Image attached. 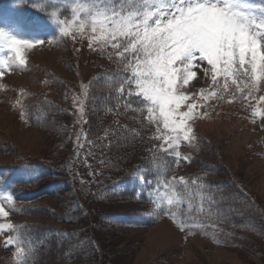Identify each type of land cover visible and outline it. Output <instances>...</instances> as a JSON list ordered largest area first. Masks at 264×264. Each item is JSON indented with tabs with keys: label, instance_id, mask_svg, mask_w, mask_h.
<instances>
[{
	"label": "rangeland",
	"instance_id": "obj_1",
	"mask_svg": "<svg viewBox=\"0 0 264 264\" xmlns=\"http://www.w3.org/2000/svg\"><path fill=\"white\" fill-rule=\"evenodd\" d=\"M38 1L41 4H62L63 7L69 5L70 8V2L72 3V0ZM252 2L261 3L264 0ZM53 11L58 14L60 12L57 9L46 11L41 23L30 19V12L20 16L15 10V3L8 4L0 12V29L18 39L45 41L43 45H37L28 51L26 67L10 70L0 77V164L4 166L13 167L21 156L31 161H50L66 155L61 147L64 143L57 139L56 134L33 128L27 120L29 110L39 97L49 102L65 103V87L63 89L58 83L53 85V76L56 80H66V84L73 86L74 81L79 79L80 82L100 69L120 65L116 57L109 59L107 52L101 54L90 49L87 38L73 40L71 37L61 36L60 26L51 17ZM60 18L65 19V16L60 15ZM53 31L56 32L55 36L52 35ZM73 66L76 72L72 71ZM203 66L202 64L201 68L195 69L197 77L190 83L193 93L198 94L201 89H209L211 81L204 77ZM233 93L234 89L223 93L222 98L214 97L207 101L197 95L198 107L193 112L195 118L188 122L196 140L192 145L187 142L181 144L179 151L182 157L188 156L189 159H181L178 165L174 163L172 156L157 150L161 142L154 138L156 127L148 123L146 109L141 112L133 107H117L115 112L110 113L109 120L113 124L121 123L122 120L123 125L128 124L137 132V142L129 148L130 158L127 163L132 177L142 182L141 178L148 173L147 169L157 171L162 166L160 157L171 160L168 167L174 169L173 176L177 178L203 177V181L208 180L207 164L218 166L221 176L215 178H221V184L228 182L237 194L245 195L248 198L247 203L252 206H248L249 211L256 210V214L264 219V115H252L254 110L264 113V102L258 100L260 95H264V85L260 91L254 93L255 98L249 97L247 101L239 93ZM75 94L73 96H80L78 91ZM73 96H69V101L72 99L69 108L73 111V117L80 121V126L77 129L76 125L73 126L74 123L71 125V137L73 144L78 145L77 137L84 136L86 128L84 131L81 127L84 112L78 111L79 105L74 104ZM18 100L20 104H17ZM22 110L25 112L24 119L21 118ZM130 136L134 138L133 135ZM129 151L127 149L126 152ZM26 174L23 176L31 177ZM90 175L94 178L93 171ZM14 179L16 178H12L13 181ZM89 186L88 183L85 187L83 181L77 184L80 198H86ZM193 191L197 192L196 189ZM216 193L209 188L205 194L210 195L213 200ZM148 194L146 192L147 200L144 202L137 194L134 199L122 198L119 202L96 205L95 208L101 211H129L151 215L152 222L150 226H141L134 230L111 231L103 230L104 226L101 229L94 225L97 219L95 217L92 224L87 223V226L94 230L101 247L96 259L90 263L264 264L263 231L259 230L257 233L249 226L242 228L243 222L235 227L236 222L231 220L229 224H220L214 217L219 215V211L213 206L210 208L213 215L203 214L199 217L208 227L192 229L193 234L189 235L187 231H181L168 216L157 217L153 211L154 205L148 200ZM3 195L7 196L5 193ZM233 196L234 194L229 198L230 202L235 201ZM236 198L240 200L243 197L240 195ZM60 201L63 200L45 199L43 203L57 206L54 203ZM0 206L8 212L7 218L0 217V223L18 226L24 220L48 222L44 218L16 216L17 210L6 202ZM14 235L15 232L0 233V264H8L14 260L15 246L4 244L8 236ZM76 245L70 244L69 247L72 249Z\"/></svg>",
	"mask_w": 264,
	"mask_h": 264
},
{
	"label": "snow or ice",
	"instance_id": "obj_2",
	"mask_svg": "<svg viewBox=\"0 0 264 264\" xmlns=\"http://www.w3.org/2000/svg\"><path fill=\"white\" fill-rule=\"evenodd\" d=\"M63 37L88 39V46L108 58L116 57L127 75L116 74L117 100L121 96L139 97L137 111L146 109L149 124L156 127L157 150L172 156L178 165L188 160L181 155L182 143L196 140L189 121L194 120L197 95L207 101L222 98L234 89L245 101L264 85V2L252 0H72L71 19L51 13ZM51 43V41H49ZM44 40L18 39L0 29V77L27 66V53ZM111 49V51H108ZM211 81L209 89L193 93L190 83L201 68ZM82 98L73 96L78 111L84 112L89 85H81ZM206 93V94H205ZM219 94V95H218ZM258 100L264 102V95ZM191 101V102H190ZM20 104V101H17ZM119 106V105H118ZM126 107L131 108V103ZM253 116L264 115L254 110ZM21 118L25 112L21 111ZM86 139L78 136V141ZM79 147L83 144L78 143ZM165 165L157 169L148 200L159 217L168 216L181 231L208 227L200 216L213 215L206 204L209 185L203 177L186 179L172 176ZM193 189L197 192L194 193ZM14 208L11 195L0 193V204ZM186 206V207H185ZM195 213V215L193 214ZM0 217L8 212L0 206ZM11 223H0V233L15 232ZM204 234H207L206 232ZM215 239V237H214ZM5 246H15V264H28L33 249L22 246L19 233L8 236Z\"/></svg>",
	"mask_w": 264,
	"mask_h": 264
},
{
	"label": "trees",
	"instance_id": "obj_3",
	"mask_svg": "<svg viewBox=\"0 0 264 264\" xmlns=\"http://www.w3.org/2000/svg\"><path fill=\"white\" fill-rule=\"evenodd\" d=\"M34 2L35 0H0V6L6 7L15 3V8L20 13H26L31 11ZM67 14H70V11L66 12L65 16ZM73 70L76 72L74 66ZM116 74L127 75L123 72L122 66L117 64L100 69L80 82L79 79L76 80L73 86L66 84V80L61 82L53 76L51 78L53 85L58 83L63 89L65 87V103L49 102L39 97L37 103L29 110L27 120L33 128L56 134L57 139L64 143L61 147L64 148L62 150H65L66 155L58 158V161H31L21 156L13 167L0 164V192L12 196L13 209L17 210L15 215L48 220V222L24 220L18 225L24 227H18L15 231V235L19 233L22 246L26 250L28 247L34 250L28 264H92L90 261L96 259L101 247L94 230L87 226V223L92 224L95 217L97 219L94 225L101 229L104 226L103 230L125 231L151 225V215L129 211H101L95 208L98 204L107 205L119 202L122 198L134 199L137 194L144 202L147 200L146 192L153 187L149 181H154L156 176V171L147 169L148 173L144 174L140 182L132 177L127 169L129 148L131 149L137 142L135 138L137 132L128 124L123 125L122 120L121 123L113 124L109 117L117 107L121 108L131 103L132 107L137 109L142 105H137L140 98L135 95L121 96L117 100L115 81L119 76ZM82 84H90V88L81 122L82 129L85 131L86 128V139L79 141L83 144V147H79L73 144L71 125L74 123L73 126L76 125L78 129L80 121L73 117V111L69 108L72 100L69 101V96L76 95L78 91L79 97L82 98L83 90L80 88ZM127 149L129 152H126ZM160 160L161 170L165 165L168 167L171 161L163 157H160ZM207 165L208 180L203 182L217 193L213 202L206 204V208L214 206L215 210L219 211V215L214 217L220 224L221 222L229 224L231 220L235 221V227H238L243 222L242 228L249 226L257 233L259 230L264 233V219L256 214V210L249 211L248 206L251 205L247 203L248 198L243 194H237L235 188L228 182L221 184V178H215L221 176L218 166ZM168 168L170 170L167 176L171 178L174 169ZM91 171L94 178L90 175ZM24 173L31 177L23 176ZM12 178L16 179L13 181ZM80 181L84 182L85 187L90 184L88 190L86 189L85 199L80 198L77 192L80 189L77 187ZM233 194L235 201L230 202L229 198ZM240 195L243 198L239 200L236 197ZM45 199L63 201L54 203L57 206H52L44 204ZM70 244L77 245L70 249ZM8 264H15V261L11 260Z\"/></svg>",
	"mask_w": 264,
	"mask_h": 264
}]
</instances>
